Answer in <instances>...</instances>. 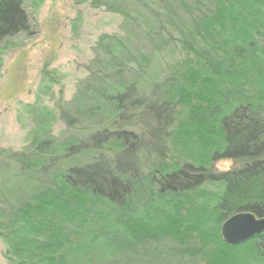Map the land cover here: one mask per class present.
<instances>
[{"label":"trees","instance_id":"16d2710c","mask_svg":"<svg viewBox=\"0 0 264 264\" xmlns=\"http://www.w3.org/2000/svg\"><path fill=\"white\" fill-rule=\"evenodd\" d=\"M26 1L0 0V43L29 33ZM90 7L119 31L99 35L69 101L30 107L22 148L0 147L4 258L264 264V233L236 246L220 233L234 215L264 218V0Z\"/></svg>","mask_w":264,"mask_h":264},{"label":"rangeland","instance_id":"374dc122","mask_svg":"<svg viewBox=\"0 0 264 264\" xmlns=\"http://www.w3.org/2000/svg\"><path fill=\"white\" fill-rule=\"evenodd\" d=\"M91 0H27L28 34L0 43V147L19 150L34 128L39 109L52 110L62 96L69 101L101 34L119 31L121 18L93 10ZM60 92L62 95L60 96ZM44 110V111H45ZM43 111V112H44ZM53 125V133L61 129ZM229 161L215 162L225 170ZM96 223V220L93 221ZM6 245L0 238V264Z\"/></svg>","mask_w":264,"mask_h":264},{"label":"water","instance_id":"95a60500","mask_svg":"<svg viewBox=\"0 0 264 264\" xmlns=\"http://www.w3.org/2000/svg\"><path fill=\"white\" fill-rule=\"evenodd\" d=\"M220 233L226 244L241 245L264 233V218H256L249 213L234 215L222 224Z\"/></svg>","mask_w":264,"mask_h":264}]
</instances>
